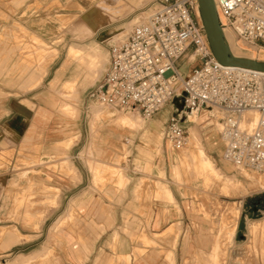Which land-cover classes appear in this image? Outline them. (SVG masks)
I'll return each mask as SVG.
<instances>
[{
  "label": "crops",
  "instance_id": "1",
  "mask_svg": "<svg viewBox=\"0 0 264 264\" xmlns=\"http://www.w3.org/2000/svg\"><path fill=\"white\" fill-rule=\"evenodd\" d=\"M157 1L159 0H12L11 2L16 8L20 7V10L25 7L23 12L27 17L23 24L35 34L41 36L47 34V30L51 26L47 24L48 18L44 19L42 17L43 13L57 12L59 10L58 6L63 7L65 4L79 8L81 14L67 23L60 15H55L57 16L56 19L54 17L50 19V21L53 20V22L58 23V34L59 32L62 34L54 36L56 37L55 46L51 48V52L56 56L59 52L58 47L64 43L66 34L74 35L77 40L85 39L93 36L103 25H113L126 19L129 14L140 12L115 31L106 32L101 40L103 43H108L109 40L122 38L126 31L130 30L143 18L145 15L143 9ZM31 42L37 44V49L40 50H43L42 47L47 45L37 36H33ZM18 49V47L0 48V62L5 63L3 69L0 70V81L30 91L40 84L39 79L43 74L48 76L52 73L48 74L43 67H39L37 70L32 69V62L38 61L34 56H28L24 62H19L17 59L13 61L15 51ZM65 50L62 64L54 71L55 75L48 83V94L55 106L56 116L39 106L33 119L32 110L35 105L28 101L25 105H19L24 108V112L28 113L30 117L21 114L12 106L5 109L4 114L0 117V119H3L0 124V170L5 169L3 163L10 162L8 157L11 156L12 150L16 148L14 142L17 135L27 145L32 142L37 132H41V148L45 155L55 158L64 154L62 163L68 176H71L77 182L76 185L72 186L75 188L83 183L84 178L69 157L65 156V151L74 150L80 142L79 137L81 135L78 130L73 135H68L69 133L65 131L70 120L76 119L78 116L79 108L76 102L80 100L79 88L92 84L98 79L102 71H106L109 63V51L105 52L96 46L80 43L68 44ZM73 52H77L78 55H74ZM96 56L102 58V64L96 68L93 77L88 78L87 72L94 65L92 60ZM180 60L177 63L179 71L183 76H187L193 68H190L186 73H182L181 69L185 61L180 64ZM79 61L90 62L83 73L81 72V66L75 70ZM71 74L74 78L83 77V81L79 79L75 82L74 87L76 86V88H66V84L71 80ZM66 76L67 78L64 79ZM62 89H64L63 92ZM95 103L97 104V102ZM166 107L167 104L157 113V116L150 119L142 118L143 122L126 118V122L136 126V129L123 125L119 118V114L123 112L103 110L98 104L91 107L88 122L89 138L79 155L84 160L91 178L90 188L95 193H88L87 196L81 198L71 197L69 202L67 200L66 212L56 217V221L52 226V232L55 235L50 236V239L57 236L65 241L69 258L73 264H87L99 242H101L99 251L90 264H109L111 262L110 255H115V262L118 264H160V261H158L159 252L155 248L163 244V237L168 233L170 227L178 223L177 218L182 220L186 212V203L181 201L182 196H179L180 198L176 197L178 196L176 190L167 182V168L162 167L161 163L156 164L158 158L162 159L163 163L167 159L171 164V173L175 161L174 153L179 152L168 144L166 137L168 120L172 114L178 113L182 117V126L186 129L187 138L189 136L188 129H193L198 130L200 136L205 139L207 136L209 138L213 130L205 133L203 131L205 127L201 125L212 126V123L208 120L218 117L210 108H200L192 116L183 114L178 109L177 112H173L171 108V113L160 119L158 115ZM65 108H68L70 112ZM207 110L212 113L208 116V120H201V122L192 120ZM221 119L219 118L218 121L221 122ZM50 121L51 124H49ZM136 121L137 123H135ZM132 131L138 134L140 140V144L136 145L133 152L130 148L134 146L135 138L124 136ZM192 133L190 144L193 143V145L189 146L196 168H204L207 171L209 169L200 166L196 162V157L201 151L214 167L213 170L209 169V172L214 171L212 173L220 175L224 146L219 132L217 137L221 144L215 148L209 147L205 141L202 143L204 144L203 147L201 143L195 140L194 132ZM77 140L78 143L75 144ZM72 154V158H74L75 154L78 153ZM42 159L43 157L41 160L32 163V166L43 165ZM216 160L221 161L220 170L215 166ZM124 163H127V165H122ZM131 167H135L137 172L130 170ZM29 173L30 171L27 170L17 173L16 179L11 181L10 184L16 186L17 181L23 179L29 183ZM174 173L179 178L178 166L174 167ZM162 174L164 178H162ZM7 178L8 176L5 174H0V198L4 193L11 196L9 187L6 185ZM148 178H150L152 184L147 181ZM262 181L261 184L264 185V180ZM50 189L52 188L50 187ZM55 198H57L56 194ZM12 199L14 205L11 211L14 214L21 201H17L14 197ZM61 205L62 202L59 200L58 206L53 212L58 214ZM80 218L84 220L82 232L77 231ZM48 219L46 218V221ZM117 220L120 223H117ZM262 222H264V218L258 221V223ZM247 235V241L251 244L249 247L256 244L259 236H261V247H264V229H260L255 233L247 231ZM24 237L26 235L18 233L14 228L0 230V264H28L29 262L54 264L46 260L50 253L48 243L43 248L41 246L40 249H31L26 253L24 252L31 248L32 244L26 245L24 249H18L19 241ZM104 237L108 238L101 241ZM178 237L177 235L170 236L167 241L168 246L162 264L177 263ZM132 238H138L139 240L134 242ZM208 243H210L211 248L213 237ZM134 244H137V246ZM110 247L116 248V252H111L112 250L109 251L111 253L107 252ZM182 251H186L185 246ZM186 263V259H183V264Z\"/></svg>",
  "mask_w": 264,
  "mask_h": 264
},
{
  "label": "rangeland",
  "instance_id": "2",
  "mask_svg": "<svg viewBox=\"0 0 264 264\" xmlns=\"http://www.w3.org/2000/svg\"><path fill=\"white\" fill-rule=\"evenodd\" d=\"M11 1L12 0H0V48L18 47L19 49L15 51L13 61L17 59L19 62H24L26 60L25 58L28 56H34L38 61L32 62V69L37 70L39 67H43L48 74L50 72L52 74L48 76L43 74L39 79L40 84L30 91L21 89L17 85H9L0 81V117L4 114L5 109L10 106L16 108L21 114L30 117L28 113L24 112V108L19 105H25L28 101L35 105V108L32 110L33 119L39 106H42L56 116L55 106L48 94V83L55 75L54 71L57 70L63 62L66 46L71 43H80L96 46L108 52L111 44H113L111 42L113 41L116 43L122 38H125L131 29L126 32L123 30L125 33L122 38L112 39V41L109 40L110 42L108 43H103L101 40L104 34L106 32L115 31L140 13L129 14L126 19L113 25H103L93 36L85 39L77 40L74 35L66 34L64 43L59 45V52L54 56L53 52H51V48L55 46L54 42L56 37L54 36L58 34V23L53 22V20L50 21V19H52V17L56 19L57 16L55 15H60L67 23L72 18L78 17L81 14L79 8L76 6L70 7L65 4L63 7L58 6L59 10H57V12L43 13L44 15L42 17L44 19L48 18L47 24L51 26L47 30V34L41 36L29 30L23 24L27 17L23 12L25 7L20 10V7L16 8ZM145 8L143 10H145ZM60 35H62L61 32H59L57 36ZM33 36L39 37L47 44L42 47L43 50L37 49V44L31 42ZM260 51L261 50L257 51L258 54L255 56L249 52L238 53L231 50L232 54L235 56L264 61V52L259 53ZM73 54L78 55L77 52H73ZM184 61L185 63L181 69L182 73H186L190 68H194L197 65L196 61H188L186 57L181 58L179 63L182 64ZM4 64V62H0V70L3 69ZM89 64L90 62L79 61L77 62L75 70L81 66V72L83 73L84 69H86ZM104 72L105 71H102L98 79L92 84L79 88L80 100L76 102L79 108L78 116L76 119L70 120L65 131L69 133L68 135H73L77 130L80 131V142L78 143L79 139L75 142V144L78 143V145L74 150L65 151V156L69 157L70 161L74 163L83 175L84 181L81 185L75 188L72 187L76 185L77 182L65 172V167L62 163L64 154L55 158H50L48 155H45L41 148V132H37L32 142L27 145L24 144L20 136L17 135L14 142L16 148L12 150L11 156L8 157L10 162L3 163L5 164V169L0 170V174L8 176L6 185L9 187L11 195L7 196V194L4 193L0 198V230L14 228L18 233L26 235V237L19 241L20 244L17 248L24 249L26 245L31 244L33 246L24 253L31 249H40L41 246L43 248L48 243L50 246V253L48 257H46V260L54 264H73L69 258V251L65 241L57 236L50 239L51 235H55L54 232H52V226L56 221V217L66 212L68 207L67 200L69 202L71 197L81 198L87 196L88 193H95L90 188L91 178L85 167L84 160L79 153L84 149L89 138L88 122L90 119L89 114L91 107L97 105L89 98V93L102 80ZM66 78L67 76L64 79ZM70 79V82L66 84V88H76V86L74 87L75 82L79 79L83 81V77L74 78L72 74ZM63 91L64 89H62V92ZM177 92V95L167 103L166 109L158 115L160 119L169 115V113H171V108L173 112H177L176 101H181L179 91ZM108 111L115 112L109 109ZM120 112H123L119 114V118L124 126L132 129L137 128L130 124V122H126V118H130L131 120L137 119L143 122V119L136 110H123ZM211 114V111L207 110L203 112L202 115L192 120L196 122L208 120V116ZM217 115L218 117L208 120V122L212 123V126H207L206 124L201 125L205 127L203 129L205 133L213 130L209 138L208 136L205 139L203 136L201 137L198 130L188 129L189 136L187 138V145L181 151L174 153L175 161L173 162L171 173V164L167 159L164 163L162 159L158 158L156 160V164L161 163L162 167L165 166L167 168L166 179L169 185L176 190L178 194L176 197L180 198L179 196H182L183 199L181 201L186 203L184 218L182 220L177 218L178 223L171 226L168 233L163 237V244L155 248L159 252L158 261H160V264H162L164 260V254L168 246L167 241L170 239V236L176 235L177 237L179 235L176 264H183V259H186V264H264V247H261V236L257 237L256 244L252 247H249L251 244L247 241V231L255 233L260 229H264V222L258 223V221L264 218V207L255 204L257 203V198L264 196V185L261 184L263 181L258 180L261 177L246 170L241 171L236 169L223 161V159L221 170L219 167L221 161L216 160L215 162V166L220 170V175H216L206 169H197L190 154L189 145L192 141V132H194L195 140L199 143L202 144L205 141L209 147L215 148L220 146L221 142L217 137V133L220 129L218 119L221 118V115L216 114V116ZM154 116H157V114ZM2 122L3 119H0V124ZM51 123L50 121L49 124ZM124 136L135 138V144L130 148L133 152L136 145L140 144L138 134L132 131ZM202 146L204 147V144H202ZM204 152L206 154L205 150ZM72 153L78 154H75V157L72 158ZM42 157L43 165L32 166V163L41 160ZM122 165L126 166L127 163ZM175 166H178L179 178L175 176ZM24 170L30 171L28 175L30 182L28 183V181L24 179L18 180L17 185L12 186L10 184L11 181L16 179L17 173ZM130 170L137 172L135 167H131ZM162 178H164L163 174ZM147 181L151 182L150 178H148ZM50 187L52 189H50ZM55 194L57 198H55ZM12 197L16 198L17 201H21L14 214H12L11 211L14 205ZM59 200H61L62 205L57 214V212L53 211L57 208ZM63 202H65V204H63ZM114 207L116 208V206ZM46 218L49 219L46 221ZM117 223H120V221L117 220ZM83 225L84 220L80 218V224L77 227L78 232L83 231ZM233 230L235 231V235L233 234L234 236L232 238V233H234ZM212 237L213 246L210 248V243L208 242ZM107 238L108 237H104L101 241ZM132 240L135 242V240L139 239L132 238ZM100 245L101 242L97 243L96 250L90 256L87 264H90L98 253ZM134 245L137 246V244ZM184 246L186 247V251H182ZM21 251L23 252V250ZM109 251L115 253L116 248L110 247L107 252ZM114 257L115 255L109 256V258H111L109 264H118L115 262ZM28 264L37 263L29 262Z\"/></svg>",
  "mask_w": 264,
  "mask_h": 264
},
{
  "label": "built area",
  "instance_id": "3",
  "mask_svg": "<svg viewBox=\"0 0 264 264\" xmlns=\"http://www.w3.org/2000/svg\"><path fill=\"white\" fill-rule=\"evenodd\" d=\"M213 1L223 27L241 43L264 51V0ZM143 12L145 19L111 44L107 69L89 98L110 110H136L150 119L179 91L183 114L200 108L223 114V161L264 176V73L215 60L197 0H159ZM184 57L197 62L187 76L177 65ZM166 137L175 151L185 147L187 132L178 113L170 116Z\"/></svg>",
  "mask_w": 264,
  "mask_h": 264
},
{
  "label": "water",
  "instance_id": "4",
  "mask_svg": "<svg viewBox=\"0 0 264 264\" xmlns=\"http://www.w3.org/2000/svg\"><path fill=\"white\" fill-rule=\"evenodd\" d=\"M198 6L203 30L215 60L223 66L264 73V61L232 54L222 32L213 0H198Z\"/></svg>",
  "mask_w": 264,
  "mask_h": 264
},
{
  "label": "bare ground",
  "instance_id": "5",
  "mask_svg": "<svg viewBox=\"0 0 264 264\" xmlns=\"http://www.w3.org/2000/svg\"><path fill=\"white\" fill-rule=\"evenodd\" d=\"M214 2V1H213ZM197 4H198V0H197ZM214 5H215V3H214ZM215 7H216V5H215ZM216 12H217V15H218V19H219V23H220V25H221V27H222V32H223V34H224V37H225V40H226V42H227V44H228V47H229V49H230V51L231 50H234L235 52H238V53H241V52H249V53H251V54H254L255 56H257V49H255L254 47H252V46H250V45H247V44H244V43H241L240 41H238L236 38H235V36L233 35V33L229 30V29H227V28H225V27H223V25H224V19L220 16V14H219V12H218V10H217V8H216ZM198 13H199V16H200V12H199V6H198ZM145 19V15L143 16V18L139 21V22H141V21H143ZM138 22V23H139ZM200 22H201V24H202V21H201V18H200ZM137 24V23H136ZM135 24V25H136ZM133 28V27H132ZM131 28V29H132ZM202 28H203V26H202ZM122 39H124V38H122ZM121 39V40H122ZM116 41V40H115ZM112 43H114V42H112ZM261 52H264V51H260L259 53H261ZM190 59L191 60H193V56H191L190 57ZM93 66L91 67V69H89L88 70V72H87V77L88 78H91V77H93V75H94V73H95V70H97L96 68L98 67V66H100L101 64H102V58H100V57H98V56H96V57H93ZM235 68H237V67H235ZM257 72V71H256ZM259 73H263V72H259ZM97 104L99 105V107H101L103 110H108L109 108H107V107H104V106H102V105H100L98 102H97ZM176 106H177V109H178V111L180 112L181 111V109H182V103H181V101L180 100H177L176 101ZM68 107V106H67ZM67 109V111L68 112H70V110L68 109V108H65V110ZM75 109V108H74ZM110 110V109H109ZM115 112H120V111H117V110H114ZM211 111H213L214 113H216V114H220L221 115V118L223 117V114L221 113V111L220 110H218V109H216V108H212V110ZM198 111L197 110H193L192 112H187L186 114H189V116L191 115H193V114H195V113H197ZM140 115V114H139ZM141 116V115H140ZM195 117V116H194ZM141 118H142V116H141ZM191 119V118H190ZM253 119V118H252ZM253 120H255V119H253ZM135 123H137V121L135 122ZM142 124V123H141ZM138 125V124H137ZM219 125H220V122H219ZM219 131H220V129H219ZM193 134V133H192ZM193 136V135H192ZM221 139V138H220ZM168 144H169V142H168ZM186 145H187V142H186ZM185 145V146H186ZM190 145H193V143L192 144H190ZM169 146L171 147V145L169 144ZM194 147H196L195 145H194ZM198 148H199V146H198ZM182 150V149H181ZM181 150H179V151H181ZM190 152H191V150H190ZM194 152V151H193ZM192 153V152H191ZM195 153V152H194ZM196 154V153H195ZM193 155V154H192ZM197 156V155H196ZM195 157V156H194ZM196 162L198 163V164H200V166H202V167H204L205 166V168L207 167V168H209V169H214V167H213V165L209 162V160L203 155V153L200 151L199 152V154H198V156L196 157ZM227 163V162H226ZM229 164V163H228ZM231 165V164H230ZM234 167V166H233ZM204 169V168H203ZM209 169H208V171H209ZM236 169H238V168H236ZM217 170V169H216ZM239 170H241V169H239ZM242 171V170H241ZM211 172V171H210ZM212 172H214V171H212ZM216 172V171H215ZM243 172H245V171H243ZM247 173V172H246ZM248 174V173H247ZM252 174H254V173H252ZM249 175V174H248ZM254 175H257V174H254ZM251 176V175H250ZM257 176H260L261 178H259L258 180H264V176H262V175H257ZM251 177H253V176H251ZM254 178V177H253ZM169 191V190H168ZM166 192H167V190H166ZM161 195V194H160ZM168 195V194H167ZM169 196V195H168ZM236 228V227H235ZM234 231V230H233ZM171 233V232H170ZM233 234L234 233H232V238H233ZM231 246V245H230Z\"/></svg>",
  "mask_w": 264,
  "mask_h": 264
},
{
  "label": "trees",
  "instance_id": "6",
  "mask_svg": "<svg viewBox=\"0 0 264 264\" xmlns=\"http://www.w3.org/2000/svg\"><path fill=\"white\" fill-rule=\"evenodd\" d=\"M256 202L257 203H255V204H259L260 206L262 205V207H264V196L263 197H260V198H257L256 199Z\"/></svg>",
  "mask_w": 264,
  "mask_h": 264
}]
</instances>
